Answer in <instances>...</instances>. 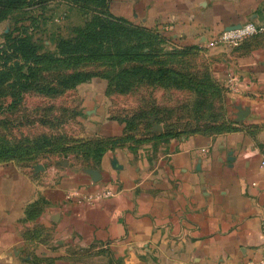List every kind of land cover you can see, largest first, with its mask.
I'll return each instance as SVG.
<instances>
[{
	"label": "crops",
	"instance_id": "0c3cea01",
	"mask_svg": "<svg viewBox=\"0 0 264 264\" xmlns=\"http://www.w3.org/2000/svg\"><path fill=\"white\" fill-rule=\"evenodd\" d=\"M109 7L114 16L159 32L165 50L203 58L204 69L190 71L224 90L225 126L158 136L156 145L148 141L152 129L147 140L117 142L97 161L0 162V264L259 261L264 0H110ZM245 22L263 30L237 46L208 45ZM81 90L91 134L124 137L107 107L106 82L93 79ZM105 190L111 195L102 196Z\"/></svg>",
	"mask_w": 264,
	"mask_h": 264
},
{
	"label": "rangeland",
	"instance_id": "374dc122",
	"mask_svg": "<svg viewBox=\"0 0 264 264\" xmlns=\"http://www.w3.org/2000/svg\"><path fill=\"white\" fill-rule=\"evenodd\" d=\"M109 5L110 0H28L0 19V162L99 160L108 149H103L107 142L91 134L82 104L81 88L93 79L106 82L110 115L121 122L125 131L121 142L147 140L153 123L162 129L148 138L152 145L159 142V134L166 133L167 140L184 134H209L225 126L228 115L222 91L194 86L184 76L177 80L166 78L157 72V62L153 63L158 58L148 63L137 59L124 61L119 55L122 48L127 58L131 57L147 38L140 31L135 33L132 27L117 30L111 43L116 53L111 57L98 58L99 50L96 53L93 44L94 51L79 70L94 75L65 89H61L66 85L61 82L73 72L72 61L62 63L61 67L47 59L29 63L13 53L15 37H28L40 54L55 53L60 40H70L89 28L93 30L98 12L114 16ZM150 42L154 53L158 49L168 51L156 44V39L151 38ZM179 59L182 61L176 66L185 71L191 72V66L204 69L202 57L187 55ZM26 64L31 65L30 74ZM159 67L165 68L162 64ZM197 76L205 85V75ZM175 81H181L182 86L169 84Z\"/></svg>",
	"mask_w": 264,
	"mask_h": 264
},
{
	"label": "trees",
	"instance_id": "16d2710c",
	"mask_svg": "<svg viewBox=\"0 0 264 264\" xmlns=\"http://www.w3.org/2000/svg\"><path fill=\"white\" fill-rule=\"evenodd\" d=\"M27 1L28 0H0V19L4 18L9 11L20 7ZM94 19L95 25L93 27V30H90L89 28L88 30H85L82 35L76 36L70 40H60L58 42L57 51L55 53H38V48L30 44V39L28 37L14 38V42L16 43L15 45L13 44L12 47L13 53L17 57H21L22 60L29 63H40L42 60L47 59L48 62L54 63L55 65L61 67L62 63L65 64L72 61L73 72L70 75L65 76L63 78V82H61L64 83V85L66 84L61 89H65L79 83L80 81H85L90 76L94 75L91 72L86 71L85 73H83V71L79 70V66H83V61L86 60L87 57L89 58V54H91L90 52L94 51L93 44L96 45V53L97 50H99L100 56H97L98 58H101L103 56L111 57L112 55H114V53H116L113 52L111 43L113 41V38L117 36V30H122L123 28L129 29L130 27H132V29L135 30V33L140 31L141 34L145 35V37L147 36V38L144 40V44L142 45L140 50H135L131 57L127 58V55L124 52L125 50L124 48H122V52H120L119 55H122L124 57V61L127 59H137L148 63L150 62V60H152V58H158L159 60L153 63L155 64L157 62V72H159L160 74L162 73L166 78H170V80H177V77L184 76V78L187 77L189 82H194V86L197 84V86L199 87H205L212 90L217 89L218 91H222V89H220L217 85H215L214 83H208L206 82V80L205 85L202 86L197 74L185 71L182 66H176V64L178 65V61H182L181 59H179V57H184L187 51L185 52L183 50L171 49L165 52H160L158 50L161 49H158L157 52L154 53V50L152 48L153 45L152 42H150V39H156V44L161 45L164 41V37L159 32L151 30L148 27H141L131 24L121 17H115L103 12H98L96 14V18ZM160 64H162L165 68L162 69V67H159ZM25 68L27 69V72H29V74L32 72L30 64H26ZM20 75L22 76L23 74ZM180 82L181 81H175L169 84L175 87H181L182 85L180 84ZM43 89L45 90V88ZM222 128L223 127H221V129ZM165 134L159 135L160 137H163L165 136ZM122 138L124 139V137ZM122 138L99 139L107 142L106 146L103 147V149H106L114 146L117 142L122 141Z\"/></svg>",
	"mask_w": 264,
	"mask_h": 264
},
{
	"label": "built area",
	"instance_id": "2783aa9c",
	"mask_svg": "<svg viewBox=\"0 0 264 264\" xmlns=\"http://www.w3.org/2000/svg\"><path fill=\"white\" fill-rule=\"evenodd\" d=\"M263 27L258 26L254 22H245L241 24L239 28L232 30H224L217 34L214 39L208 42V45H221L225 47H233L239 45L243 40L261 32ZM237 77L235 75H229L227 78V84L230 88L235 86ZM264 164V162H262ZM102 196H109L111 192L109 190H105ZM97 195V196H101ZM260 237L263 243V254L259 261L248 260L246 262H242L240 264H264V221L261 224L260 228Z\"/></svg>",
	"mask_w": 264,
	"mask_h": 264
},
{
	"label": "water",
	"instance_id": "95a60500",
	"mask_svg": "<svg viewBox=\"0 0 264 264\" xmlns=\"http://www.w3.org/2000/svg\"><path fill=\"white\" fill-rule=\"evenodd\" d=\"M240 26H241V23H238V24H235V25L229 26L228 28H226V30L236 29V28H239ZM245 111H246V110H245ZM245 111H244V112L239 111V112L237 113V115L241 117V115L246 114ZM152 127H153V130H154V131H161V129H162L161 126H160L159 124H157V123H153V124H152ZM36 167L38 168L39 166L37 165Z\"/></svg>",
	"mask_w": 264,
	"mask_h": 264
}]
</instances>
